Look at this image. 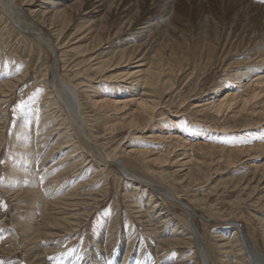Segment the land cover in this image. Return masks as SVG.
<instances>
[{
  "label": "rangeland",
  "instance_id": "1",
  "mask_svg": "<svg viewBox=\"0 0 264 264\" xmlns=\"http://www.w3.org/2000/svg\"><path fill=\"white\" fill-rule=\"evenodd\" d=\"M38 2H35L36 6H39ZM62 3L64 4L60 10L73 4L81 6L82 11L92 10L89 8L91 2L88 1L81 3L80 0H70ZM1 14L0 21L5 25L0 23V43L3 42V45L0 44L3 48H0V75H5L6 71L10 75L11 71L15 73L13 79H20L12 90L0 89V243L3 241L0 244V264H43V259L39 257L45 250H49L45 257V261H48L46 264H123L126 257L128 260L125 264H137L140 261L141 264H202L194 246L168 247L158 254L154 251L157 242L170 237L168 233L174 226L167 228L168 233H159L158 238L155 234H150L154 227L152 230L148 229L150 226L147 221L155 219L160 213L157 210L149 213L150 199H159L165 204L170 213L171 225L179 223L186 231L189 230V225L186 214L179 208L172 207V203L166 201L161 193L155 191V194H149L152 184L175 190L182 202L198 209L196 222L208 251L210 264H221L223 253L229 249L216 248V244L228 247L229 240L236 245L232 238L236 234V223L245 227L246 237L264 256V180L258 184L259 175L264 170V68L255 69L248 76L241 75L246 71L248 63L251 65L264 59L262 0H108L106 10L98 13L80 15L73 9L67 34L75 33L82 25V32L86 28L95 29L96 32L91 31L77 45L74 37L69 38L71 45L79 48L72 52L67 50L63 57L60 51L58 78L62 82L65 81L64 77L66 80L72 79V85L77 84L73 80L74 75L88 65L81 64L85 60L83 55L96 51L95 46L101 41V49L104 47L101 52L105 53L103 59L112 55L113 49L111 51L109 48L116 45L117 50L128 48L135 53V50L141 51L144 47L147 51V44L151 48L147 55L139 57L145 61L135 64L139 59L133 60L131 68L128 64H121L119 68L116 65L117 70H110L112 72L105 74V77L116 73V76L123 75L127 69L147 71L150 66L155 69L164 66L169 73L166 72V76L172 78L170 80L174 83V89L163 95L164 104L144 115L140 106L144 99L136 94L140 87L135 86L134 91H130V81L122 82L123 78L107 81L91 70L88 73L90 77L83 80H87L85 87H79L81 89L78 91L82 114L88 122V129L84 131L90 133L91 127L94 136L90 143L84 142L75 130L62 126L63 120L69 124L71 115L52 107L55 97L47 95L52 93L49 84H53L52 65L57 59H54L45 45L37 44L35 37L22 35L11 24L8 25L7 21L5 23V15ZM32 17L36 22L37 18L34 15ZM36 23L43 26V22L38 19ZM144 23H148L146 36L129 38L132 33H140ZM44 32L49 34L51 28L44 26ZM83 37H86L85 34ZM127 38L128 42H124ZM107 41L110 43L106 45ZM11 58H18L15 65ZM166 76L165 79L169 80ZM238 77L240 79L236 80ZM8 80L9 77L3 76L0 84ZM54 85L57 86L58 83ZM110 85L117 87L110 88ZM94 91L97 95L90 101V95L86 93ZM106 92L109 94L106 95ZM229 97L234 100L230 110L221 114L211 110ZM112 98L119 103L110 102V106L106 108L94 107V104H103L105 100ZM22 101L24 105L21 109L17 106ZM27 112H35V121L29 123V132L33 135H30L27 144H34L30 151L20 147L23 139L20 135L24 132L21 124ZM150 116H153L151 124L148 123L150 125H146L144 130L142 127L138 128ZM159 118L162 120L159 121ZM254 123L258 124L249 126ZM112 127L118 130L114 133L107 131V128ZM229 127H234L235 130L232 131ZM228 129L231 131L228 132ZM60 135L64 136L60 138ZM69 135H74L76 141L70 142L65 149L57 150L46 161L49 149L57 148V143L73 141ZM178 137L179 140L176 139ZM60 139L64 142H60ZM73 145L80 146L82 151L76 154L84 152L85 157L93 145L100 148L101 158L108 151L116 153L117 160L122 161L130 174L141 181L142 184L139 185L142 188V185L148 184L146 192L143 193L144 189L142 191L137 183L122 178L115 162H110V166L105 167L103 162L95 161L90 154L86 157L88 160L83 157L87 161L85 163L84 159L72 155L67 161L74 163L72 170L58 174L57 168L66 165L63 161L57 167L58 157L64 159L69 155L68 148ZM254 146L256 150L241 156L237 164L236 158L231 159L224 150H246ZM167 151H172L173 154L169 156ZM28 154L34 158L35 165L31 166L38 178V195L23 194L30 189L29 184H25L26 180L15 179L18 176L14 173L20 168L21 158ZM163 156L173 159L164 163L161 160ZM193 165L194 169L196 166L201 167L203 179L199 182L201 185L192 186L190 193L184 191L181 185H174L172 181L169 184L162 179L164 176L161 175V170L182 171L178 174L184 175ZM255 171L259 173L256 174V182L250 183L251 189L244 190L246 182L252 179ZM93 175H99L95 183L84 184L77 194L69 198V204L75 205L65 209L73 217L72 219L70 215V233L61 229H57L60 234L54 232V229L50 231L51 225L47 228L50 221L66 217L56 215L57 210L51 207L55 196H63L71 185L81 180L86 182L89 179L91 182ZM83 177H86L85 180ZM60 181L64 189L58 188ZM66 187L68 188L64 191ZM8 189H19L18 197L15 198L11 190L8 194ZM73 193L76 192L73 190ZM194 197L201 199V202H194ZM133 198L137 199V203H133ZM18 221H30V224L34 221V227L39 226L41 234L31 241L24 240L22 231L17 229ZM256 229L257 233L254 231ZM16 230L19 238L9 240ZM251 231H254L255 238L251 236ZM218 236L223 237L222 242H217L221 238H217ZM34 248L37 250L35 254L32 252ZM233 254L224 258L223 263L236 264Z\"/></svg>",
  "mask_w": 264,
  "mask_h": 264
},
{
  "label": "bare ground",
  "instance_id": "2",
  "mask_svg": "<svg viewBox=\"0 0 264 264\" xmlns=\"http://www.w3.org/2000/svg\"><path fill=\"white\" fill-rule=\"evenodd\" d=\"M18 1H19L20 4L18 3ZM38 1L41 2V0H0V13H2L3 16L5 15L4 16L5 17L4 18L5 19V23L7 21V24L8 23L11 24V26H13L14 29H17V31L19 30L21 32V34L23 33L22 35H27V36L28 35H31L32 37H35L36 40H37V44L39 43V44H41L43 46L45 45V47L49 50V52L54 56V59L55 60L57 59V61H55L53 63V65H52V69H53V81L52 82H53V84H49L50 85V89L52 90V93L48 91L49 93H47V95L51 94V96L53 95V97H55V100L53 101V104H51L52 107L60 108V110H62L61 112L66 111L67 113H69L71 115V120L69 121V124L66 123L65 120H63L62 126H67L69 129L75 130L77 132V135L78 136H80V135L82 136V138L84 139V142L86 141L87 143H90V141H91L90 139L93 140L94 136L91 133L92 132V128L90 127V130H91L90 133H89V131H87V132L84 131V130L88 129V127H87L88 122L86 120H84L85 118L83 117V114H82L83 113L82 104H81V100H80V97H79L80 96L79 95L80 92H78L81 89V88L79 89V87H85L84 86V83L87 80H85V81H83V80H84V78L87 79V77H90L88 75V73L91 70H93L96 75L102 76L101 77L102 79L105 78L107 81L108 80H119L121 78L124 79L122 82H128V81H130V83L128 82V84H131L132 85V86H128V90H130V91H134V87L135 86L140 87V89L138 91H136V94H139V96L144 99L143 102H142V104L140 105L142 107L141 112L144 115H146V114L148 115V113H151L153 110H156L157 108H159L160 106H162L164 104L163 103V101H164V96L163 95L167 94L168 90L174 89V83L170 80L172 78H170L169 76L168 77L166 76L167 75L166 72L168 71V69L165 68L164 66H159L156 69L155 68H152V66H150L149 70H147V71H144V70L129 71L127 69V70H125V72H126L125 74H123V75L120 74L121 77H119L120 75H117L116 76L117 73L116 74H113L112 76L105 77L106 76L105 74H107L109 72H112L110 70H113V71L117 70L116 65H117L118 68L121 67L123 64H128V66L130 67L132 65L131 63L133 62V60L135 61V60L139 59V57L140 58L143 57V55H145L148 51H150L151 48L150 49L148 48L149 44H147L148 46L145 45L146 48H147V51H145L146 49L144 47V49H142L141 51L140 50L139 51L138 50H135L137 53H135L134 50H128V48L117 50V47H116L117 45L116 46H112V47L109 48V50H111V51L113 49V53H111L112 55L109 56V57H107V58H105V59H103V57H104L103 54H105V53L101 52V50L104 47L101 49L102 42L101 41L100 42H97L96 41L97 42V44L95 46L96 51L90 53V55H83V57H82V58H85V60L81 61V64H84V65H87L88 64L87 67L85 69L82 68L73 77V80L74 81L76 80L77 81V84L76 85H72V79L66 80L63 76L62 77L65 80L64 82H66V83L62 82V80L60 79V77L58 78V74L60 72V71H58L59 70V66H60L59 61H58V56H59L60 51H61L60 55H61V57H63V54H65L67 50H69V51L72 52V51L77 50L79 48V46L73 47V45H71V41L69 40V38L72 39L74 37V40H77V42L75 43V45H77V44H80L79 42H83L87 38V36H89L91 34V31L93 33L96 32L95 29H91L90 30V29H87V28L82 32V29L84 28V25H82L83 27L75 30V33L72 32L73 34L71 33V34L68 35L67 33H69L68 31L70 30L69 29V26H70V18H72L71 13H72L73 9H74V11L77 14H80V15L83 14V13H85V15L86 14H91L93 12L98 13V12H101V11L106 10V4L108 3V0H80L81 3L84 2V1L91 2V5H90L89 8H92V10L89 11V12H87L86 9L82 11L81 10V6H77L78 4H76L75 6L73 4L72 6L67 7L64 10H60L59 9L64 4L62 2H64V1H70V0H43L42 3L38 2ZM35 2H38L37 4H39V6H36ZM37 7L39 9H37ZM32 15H34V17L37 18L39 21H42L43 22L42 23L43 26L40 27V25H38V23H36L37 22V19H36V22H35L33 20ZM0 23H1V21H0ZM3 25H5V24L3 23ZM146 25H148V23H144L142 25L143 27H142L140 33H138V32L136 34L132 33V34L129 35V38H133V37L134 38H137V37H142L143 38V37H145L146 36L145 33L148 30V27ZM44 26L51 28V32H49V34H47V33L44 32ZM7 27L9 28V26H7ZM0 34H1V32H0ZM84 34H85L86 37H83ZM137 34H140V35L137 36ZM66 39H67V41H66ZM2 40H4V39H2ZM128 40L129 39L127 38V39H125L123 41L124 42H128ZM0 41H1V39H0ZM6 42L8 43V41H6ZM93 42H94V40H93ZM109 43L110 42L107 41L106 45L109 44ZM0 44L3 45V42H1ZM8 44H10V43H8ZM9 46H11V45H9ZM68 46H71V47H68ZM63 47H68V49H66V48L64 49ZM129 48H132V47H129ZM1 49L3 50V48H1ZM5 49H6V47H5ZM2 50H0V51L2 52ZM16 55H15V57L21 58V57L16 56ZM1 56H2V54H1ZM11 56H13V55H11ZM11 56H8V58H10ZM18 58L16 60H18ZM263 58H264V55H263ZM12 60H14V62ZM12 60H11V62H13L14 63L13 65H15L16 60L15 59H12ZM141 60L142 59H139L138 61H136L135 64H137L138 62H141ZM142 61H145L144 58H143ZM153 61H154V57H153ZM263 61H264V59L261 60L260 62H256V63L251 64V65H250V63H248V65H246V71L244 73H242L241 75L242 76H244V75L248 76V75L252 74V72L255 69L256 70H261L262 68H264V62ZM7 62H8V59H7ZM94 62H96V63L93 64ZM18 64H19V61H18ZM16 65H17V63H16ZM142 66H145V65H141V67ZM17 67H18V65H17ZM14 74H15L14 72H11L10 71V75H7V71H6L5 72V75H3V74L0 75V79L3 76H7V77L10 78V80L4 81L3 83L0 84V89H9V90H12L19 83L18 80L20 79V77L17 78V79H15V78L13 79ZM84 74H85V77H84ZM165 76L167 78H169V80L165 79ZM93 77H95V76H93ZM235 79L236 80H239L240 78L238 77V78H235ZM106 80H104V81H106ZM57 83H58L57 86L54 85V84H57ZM111 87L112 88H115L117 86H111L110 85V88ZM140 91H142V92H140ZM86 94H89L90 95L89 96L90 97L89 98L90 101H91V98L92 97H95L97 95L95 91L92 92V93L91 92H88ZM105 94L107 95L109 93L106 92ZM24 97H25V95H24ZM108 97H109V95H108ZM110 97H112V96L110 95ZM114 98H120V97H114ZM114 98L105 100L103 102V104H97V105L94 104V107L95 108H99V107L106 108V107H109L110 106V102L113 103V104L119 103L118 100H113ZM232 98L233 97H229V98L225 99L224 101H222V102L218 103L217 105H215V107L212 108L211 110H215V112L217 114H221L223 112H226V111L230 110L232 108V104L234 102V100ZM38 99H39V97H38ZM20 100H21V98H20ZM109 100H111V101H109ZM246 100H248V99H246ZM180 106L182 107V105H180ZM49 107H50V104H49ZM146 109H148V112H146ZM33 118H35V112L34 113L27 112L26 115L23 118L24 119L23 120L24 122H22V124H21V129L24 130V132L21 133V135H20V137H23V139H21L22 140L21 141L22 143H21V146L20 147L21 148H24V149L25 148H28L29 151L31 149L33 150L32 146L34 145L33 144L31 146V145H28L27 144V140L30 137V135L32 134V132H29L30 131L29 123L34 120ZM59 119L61 120V118H59ZM160 119L161 118H159V121H160ZM152 120H153V116H150V118L147 119L143 125H139L138 128L142 127V130H144L147 126H149L151 124L150 122ZM148 123H150V124L147 125ZM257 124L258 123H254V124H250L249 126H253V125L256 126ZM230 129L231 130L232 129L235 130L234 127L230 128ZM230 129H228V132L231 131ZM116 130H118V128H116V127H112L110 129L107 128V131H110L111 133H114ZM105 131H106V129H105ZM23 134H24V136H23ZM41 134H42V132H41ZM63 136L60 135L59 137L61 138ZM68 137L71 140H73V141H69V142H66L65 141V143H57V145H58L57 148L54 149V147H52V149H49L48 156L45 159L46 161L49 158H51V156L53 154H55V152L57 150L65 149L66 146H68V144L70 142L76 141V138H75L74 135H69ZM66 139H67V137H66ZM176 139L179 140V137L176 138ZM32 140L35 142V139L34 138H32ZM58 142H59V140H58ZM60 142H64V141H62V139H60ZM178 143H179V141H178ZM69 148H71V149H69ZM69 148H68V150H70L69 155H67L64 159L63 158H60V156L58 157L59 161L57 162V164H58V165H56L57 167H59V164L61 162L63 164V161L66 164V165H63V166L57 168L58 169V171H57L58 174L59 173H64L62 171L72 170V167L74 166V163H68L67 162V161H69L71 159V156L72 155H75V156H77L79 158H82V159H84L83 157H85L83 155L84 152L79 153V154H76L77 152L80 151V149H82L80 146L74 147V145H73L72 147H69ZM92 148H94V149H92ZM92 148H91V150H88L87 153H88V155L90 154L95 161L97 160V162H103L105 164V167L110 166V162H115V164H117V168L119 169V171L121 172V174L123 176L122 178L125 177L128 182L133 181V182L137 183V185L139 186V188L142 191L144 189V192L143 193L146 192L147 187H148L147 186L148 184L146 185V183L144 182L145 185H142L143 186V188H142L139 185V184H142L141 181L139 179H137L136 177H134L133 175H131L132 173L130 174V171L127 169V167L123 164L122 161L117 160V154L116 153L115 154H113V152L108 153L109 152L108 151V152H106L105 157H102L101 158L100 148L97 147V146H94V145L92 146ZM118 150H119V148H118ZM118 150L116 149V151H118ZM224 150L226 151V155L228 157H230L231 159L232 158H236L235 159V164H237V162H239L241 160L240 159L241 156H243L245 154H249L251 151H255L256 150V146L252 147L251 149H246V150H244V148L243 149H240V150H235L234 149L232 151H230V149L229 150L224 149ZM167 153L169 154V156H171L173 154L172 151H170V152L167 151ZM88 155H86L87 158L89 157ZM171 158L170 157L163 156V158L161 160H162V162H164V163L166 162L167 163V162H169L171 160ZM174 158H176V157H174ZM21 159H22V161L19 163V165L21 164L20 165V168H18L17 171L15 170V173H14V174H17V176H18L15 179H17V180H26V183L25 184H29V188L30 189L28 191L23 192V194L30 195L31 193H33L34 195H38V193H39V191L37 190V183H38L37 179L38 178H37V174L35 173V169H33L32 166H31V164H34V162H33L34 158H33V156L31 154H28L24 158H21ZM89 160H91V159H89ZM85 162H87V161L85 160L84 163ZM112 164H114V163H112ZM17 167H19V166H17ZM194 167L195 166L193 165L191 167V169L189 168L188 172L187 173L185 172L184 175L178 174L179 172H182V171H172V172H168L166 170H161L162 171L161 172V175L164 176V177H162V179L166 183H169V184H171V181H172V183H174V185L179 184V185L182 186V188L184 189V191H189V193H190L192 186L194 187L195 185H199V184L201 185V183H199V182L203 179L202 175L200 174V172L203 171L201 169V167L200 166H196L195 169H194ZM257 173L258 172L255 171V173H253L252 179H250V180H248V182H246V186H245L244 190H247V188L251 189V186L249 187V185H250L251 182H256V174ZM258 175H259V173H258ZM98 176L99 175H97V176L93 175V177H92L93 179L91 180V182H90L89 179L86 180V182H84L82 180L79 181V182H76L75 185H71V188L68 191H66V189L68 187L65 188L64 191H66V193H64L63 196H59L61 194H59L57 198L55 196V202L53 201V203L51 204V207H54V209L57 210V213H55L56 215H63V216L65 215L66 217H62L60 219L59 218H56V219L50 221V223L47 224V228L51 225V227H49V230L50 231H52V229H54V232H58L57 229H61V230H64L66 232H69L68 230H69V228L72 225L71 224V217H72V215L70 214L71 215V217H70V215L66 212L65 209H68L69 207L75 206V205L69 204V200H70L69 198H71V196H73L74 194H77L79 192V189L82 188V186H84V184H86V183H95V181L99 178ZM259 177H260L259 178L260 180H259L258 184L262 180H264V170L262 171V174L259 175ZM85 178L86 177H83L84 180H85ZM62 187L63 186H61V181H60V185L58 186V188H62ZM149 187H150V185H149ZM150 188L152 189L151 190V193H149L150 195L155 194V191L156 192H159V193H161L160 195H162V197L166 201H170L172 203V205H173L172 207L179 208L180 210H182L186 214V216L188 217V225H189V230L188 231L182 229V225L179 224V223H174L173 225H171L170 220H169L170 213L167 211V208H166L165 204L163 202H160L159 199H157V200L150 199L149 200V204H150V206H149V209H150L149 213L152 214L153 212H155V210H157V211L160 212L155 217V219H149L147 221V223L150 226V228H148V229L152 230L151 228L154 227V230H152L150 232V234L151 235L155 234L156 237L158 238L159 237V235H158L159 233H168L169 231H167V228L170 227V226H174L172 228V230L168 233L170 237H168V239L163 240L161 242L159 241V243L157 242L156 243L157 246L154 249V251L157 252V254H158V252H160V251L162 252V251H164V249H166L168 247L169 248H174V247H178V248H183V247H185V248H193V246H194L195 247V250H196V254L200 258L201 263L202 264H210V257H209L208 251H207V249L205 247L204 240L202 239V235L199 232V229H198L199 226H197V222H196V219L198 217L197 216V213H196V210H198V209L195 210L194 208H192V206L190 204H186V203L182 202L181 199H180V197H179V195H178V193L175 190H170L168 188H164L163 186L162 187L155 186V185L153 186V184H152V186ZM252 188H254V187H252ZM19 189H20V187H19ZM19 189H12V190L11 189H8L7 193L9 194L10 193V190H11V192H12L11 194H14L13 196L15 198H17L18 197V193H19L18 192ZM63 189H64V187H63ZM63 189H61V190H63ZM73 190L76 193H73ZM92 190H91V192H92ZM64 191H62V192H64ZM95 191H96V189H95ZM162 197H161V199H162ZM53 198H54V196H53ZM132 201H133L134 204L137 203V199H134L133 198ZM194 202L200 203L201 202V199L199 200L198 198L194 197ZM40 206H42V205H40ZM37 209L41 210L40 207H37ZM43 210H45V209H43ZM202 215H204V214H202ZM45 216H46V214H45ZM72 219H73V217H72ZM16 220H18V219H16ZM19 221L17 222V229H19V231H22L23 236H24V240L31 241L33 239H36V237H38L41 234L40 229H39V226H35L34 227V223L33 222L35 220L33 222H31V224L29 223L30 221L29 222L26 221L24 223H20ZM236 224H237V226H235L236 227V229H235L236 234H234L233 237H232L234 239V242L236 243V245H233L234 243H232V241H229V240H227V246L228 247H224L226 245L216 244V248H220V249L221 248H229V249H227L223 253L224 256L221 259V264H224L223 261H222L224 258H229V256H232L233 253H234L233 256L236 257V264H264V256L257 250V247L254 246L255 244L252 243L246 237V230L244 229L245 227L243 228L239 223H236ZM47 228H45V230ZM16 231L17 232H14V235H12V237H10V238L8 237L9 240L11 238L13 240L16 239V237L19 238L18 230H16ZM254 231H256V233H257L258 229L254 230ZM253 232L251 233V236L255 238ZM45 233H47V232H45ZM45 233L43 232V234H45ZM220 237L221 236H218L217 238H220ZM221 238H220V241H217V242H222L221 240H223V237H221ZM162 239H164V238H162ZM13 240H12V242H13ZM27 251H30V250H27ZM38 251H40V250H38ZM48 251L45 250L43 252V255H41L39 257L40 259H43L42 260L43 261V264H46L48 262V261H45V257H46V254H47ZM32 252L35 254V253H37V250H35V248H34V250ZM128 256H129V254H128ZM127 260L128 259L126 257L125 260H124V262H123V264H125V262H127ZM231 261H232V258H231ZM57 263H54V264H57ZM137 264H141V261L140 262H137ZM145 264H147V263H145ZM230 264H234V263L231 262Z\"/></svg>",
  "mask_w": 264,
  "mask_h": 264
},
{
  "label": "snow or ice",
  "instance_id": "3",
  "mask_svg": "<svg viewBox=\"0 0 264 264\" xmlns=\"http://www.w3.org/2000/svg\"><path fill=\"white\" fill-rule=\"evenodd\" d=\"M262 2H264V0H262ZM23 105H24V102L22 101L17 107L22 109Z\"/></svg>",
  "mask_w": 264,
  "mask_h": 264
}]
</instances>
